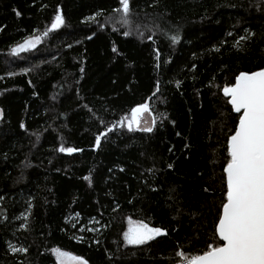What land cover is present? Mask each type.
Masks as SVG:
<instances>
[{
  "label": "trees",
  "instance_id": "obj_1",
  "mask_svg": "<svg viewBox=\"0 0 264 264\" xmlns=\"http://www.w3.org/2000/svg\"><path fill=\"white\" fill-rule=\"evenodd\" d=\"M120 6L0 0V264H57L53 249L88 264H178L176 252L213 242L239 117L222 89L264 68V0H130L142 35ZM58 10L65 24L41 35ZM34 35L35 48L11 52ZM145 101L153 130H129ZM128 219L164 233L127 245Z\"/></svg>",
  "mask_w": 264,
  "mask_h": 264
},
{
  "label": "snow or ice",
  "instance_id": "obj_2",
  "mask_svg": "<svg viewBox=\"0 0 264 264\" xmlns=\"http://www.w3.org/2000/svg\"><path fill=\"white\" fill-rule=\"evenodd\" d=\"M119 3L121 5L118 10L120 23L123 26L132 27L142 35L143 33L139 32L138 26H135L131 19L130 0H119ZM16 14L20 15L19 12ZM97 15L100 13L86 19L94 20ZM64 24L65 20L58 10L51 23V28L41 35L46 36L49 31L59 29ZM103 26V24L100 25L101 28ZM123 34L129 36L132 32L126 28ZM163 34L166 37L168 35L167 32ZM147 38L148 40L153 39L151 35ZM168 38L172 44L180 40L178 32ZM240 39L244 40L246 37ZM40 40V35L26 38L23 43L13 47L11 52L16 54L29 48H35ZM112 51L117 53L118 49L114 46ZM154 51L158 57L159 51L156 49ZM222 91L225 97H229L226 103L231 105V110L239 114L234 131L228 135L226 142L227 161L223 167L226 183L224 201L215 224L213 242L207 244L202 253L188 255L182 251L176 252V256L180 257L178 264H264V68L257 71L239 72L235 76V82L223 87ZM144 113L151 115L148 101L131 109L127 125L129 130H132L134 126L140 127L142 124L144 125L143 131L153 130L149 121L144 117ZM152 123H155V119ZM20 127L24 128V124L21 123ZM36 135L39 138V135ZM103 136H105L104 132L96 135V147L100 146ZM57 151L71 154L82 150L65 147L62 144ZM172 167V164H168V168ZM147 171L151 173L154 170L148 169ZM84 179L91 183L90 176H85ZM0 199L3 197L0 196ZM28 207L30 209L31 204ZM27 223L28 216L25 215L20 228H25ZM163 233L164 230L159 227L153 228L143 222H138L123 233V239L128 245H142ZM11 250L13 252L27 251L25 248L16 249L14 247ZM56 251L53 249V252ZM66 255L69 254L60 253L59 264H64L61 257ZM74 259L79 261V264H86L79 257Z\"/></svg>",
  "mask_w": 264,
  "mask_h": 264
},
{
  "label": "rangeland",
  "instance_id": "obj_3",
  "mask_svg": "<svg viewBox=\"0 0 264 264\" xmlns=\"http://www.w3.org/2000/svg\"><path fill=\"white\" fill-rule=\"evenodd\" d=\"M118 20H119V14H118ZM120 21V20H119ZM23 43V42H22ZM29 49H32V48H29ZM29 49H26V50H29ZM25 50V51H26ZM22 52V51H21ZM17 54V53H16ZM0 117H1V112H0ZM148 121H149V125H151V118L149 117V115H145L144 116ZM126 124V127H128V119L127 121L125 122ZM144 125L142 124L138 129H143ZM138 223V221H133V220H130L128 219L127 220V224H126V231L128 230V228L131 226V225H136ZM150 227V226H149ZM128 245V244H127ZM53 253V256L55 258V261L57 264H59V261H58V256L60 255V253H66L64 251H60V250H57L56 252H52ZM69 254V253H67ZM75 256L69 254V255H66V256H63L61 257V259H63L64 261V264H79V261H77L76 259H74ZM83 260V259H82ZM84 261V260H83ZM85 262V261H84ZM86 264H88L86 262Z\"/></svg>",
  "mask_w": 264,
  "mask_h": 264
},
{
  "label": "water",
  "instance_id": "obj_4",
  "mask_svg": "<svg viewBox=\"0 0 264 264\" xmlns=\"http://www.w3.org/2000/svg\"><path fill=\"white\" fill-rule=\"evenodd\" d=\"M120 8H121V6H120ZM234 82H235V80H234ZM228 98H229V97H228ZM230 106H231V105H230ZM233 112H234V111H233ZM130 113H131V110H130L129 115H128V120H129V118H130ZM234 113H235V112H234ZM235 114H238V113H235ZM145 115H149V113H144V116H145ZM121 125H122V121L119 122L118 126L120 127ZM138 128H139V127H135V126H134V127L132 128V130H137Z\"/></svg>",
  "mask_w": 264,
  "mask_h": 264
}]
</instances>
